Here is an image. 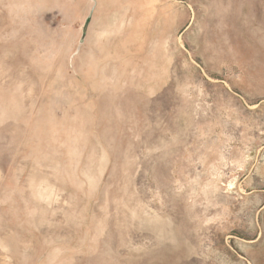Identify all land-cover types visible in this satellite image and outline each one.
I'll return each mask as SVG.
<instances>
[{
  "label": "rangeland",
  "instance_id": "1",
  "mask_svg": "<svg viewBox=\"0 0 264 264\" xmlns=\"http://www.w3.org/2000/svg\"><path fill=\"white\" fill-rule=\"evenodd\" d=\"M0 264H264V0H0Z\"/></svg>",
  "mask_w": 264,
  "mask_h": 264
}]
</instances>
